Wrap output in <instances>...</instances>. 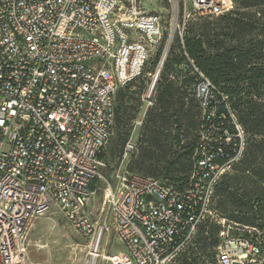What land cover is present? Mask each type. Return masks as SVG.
<instances>
[{"label": "built area", "instance_id": "1", "mask_svg": "<svg viewBox=\"0 0 264 264\" xmlns=\"http://www.w3.org/2000/svg\"><path fill=\"white\" fill-rule=\"evenodd\" d=\"M158 1L0 0V264H26V229L52 205L89 241L86 264H171L201 220L214 217L215 185L247 134L196 66L192 92L202 117L185 184L131 172L114 186L106 181L107 217L95 221L88 209L103 180L118 90L140 75L166 30L167 40L182 35L180 10L185 23L232 7V0H165L167 22ZM217 222L213 264H264V226ZM110 230L125 255L101 253Z\"/></svg>", "mask_w": 264, "mask_h": 264}, {"label": "trees", "instance_id": "2", "mask_svg": "<svg viewBox=\"0 0 264 264\" xmlns=\"http://www.w3.org/2000/svg\"><path fill=\"white\" fill-rule=\"evenodd\" d=\"M233 3L236 10L229 12L234 16L226 27L187 28L184 46L176 47L181 56L171 52L166 57L153 87L154 107L144 124L146 138L142 141L154 146L143 148L132 163L143 172L139 173L141 175L151 177L158 171L170 174L175 186L185 184L190 175L202 117L200 104L193 92L191 96L186 93L187 81L193 87L195 77L187 76L185 72L181 84L176 86L167 76L173 64L185 59L182 55L185 52L194 65L227 96L230 107L247 134L245 149L233 164L232 172L224 174L215 185L213 197L217 198L213 208L220 213L228 212V219L234 222L253 226L259 221L257 225L264 226V222L261 223L264 219V0H232ZM160 50L161 46L156 57ZM135 79L117 92L114 122L120 119L125 125L133 119L134 113L127 108L120 116L118 113L119 102L133 107V99H138L140 89H129ZM174 105L182 109L181 119L174 114ZM172 117L176 120H171ZM171 123L176 124V134L172 137L173 142L178 144L175 149L165 144L172 140L161 136L162 132L158 129L160 124L167 127ZM181 130L185 138L182 144L179 138ZM194 130L196 134L191 137ZM127 135L126 127L124 139ZM180 173L182 176H178ZM206 226L201 224L197 237L186 244L179 264H201V256H208L209 251L215 257L218 231L213 232L210 226Z\"/></svg>", "mask_w": 264, "mask_h": 264}, {"label": "rangeland", "instance_id": "3", "mask_svg": "<svg viewBox=\"0 0 264 264\" xmlns=\"http://www.w3.org/2000/svg\"><path fill=\"white\" fill-rule=\"evenodd\" d=\"M158 8L161 10L162 16L164 19L169 22L171 19L172 9L169 2L165 0L158 1ZM236 10V5L233 3L232 7L229 9L228 15L226 17H196L190 15L185 20V23H182L181 10L178 15V21L182 35L175 31L172 38L167 40V30L165 31L159 45L152 48L151 54L138 78H136L130 85L129 89L138 90L139 95L138 99H133L132 106H126V103L122 104L119 102V113L118 116L122 114L124 109H128L130 112L134 113L133 119L128 121L125 125L122 120H116L113 125L112 134L107 141L104 147V162L105 166L102 169V179H98L94 185V194L90 199L88 209L92 215V218L95 221H100L102 218L107 217V210L104 208V211H101L102 201L105 192L106 181L109 182L112 186L116 185L121 177L126 176L131 172L143 173L134 163L136 156L143 148L153 147L151 143L142 141L146 138L144 133V124L148 118V114L151 108L154 107V92L153 89L150 90L152 80L154 78L157 68L160 66V62L163 58V62L166 57L174 52L180 55L179 50L176 48L178 45L181 47L184 46V36L187 28L190 30L197 29L198 27H208V26H220L226 27L230 19L234 16L232 13ZM175 28V27H174ZM173 30V27H172ZM184 30V31H183ZM171 31L169 27V32ZM224 31V30H223ZM220 36L219 38H221ZM161 46V50L156 57L158 47ZM185 59L180 61L177 64H173L170 67V70L167 74L176 86L181 84V80L184 77V73L187 72V76L195 77V65L192 60L188 58L185 52L182 53ZM181 56V55H180ZM179 56V57H180ZM163 65V64H162ZM162 65L160 66L161 72ZM186 93H192V83L187 81ZM126 86V85H125ZM141 87V88H140ZM125 107V108H124ZM172 110H176L174 114L179 116L181 119L183 111L178 109L175 105L172 107ZM171 120H176L175 117H172ZM128 128V135L124 139V130ZM161 136H168L169 140H172L174 134H176V124L171 123L167 127L158 126ZM196 130L191 132V137H194ZM180 144L185 141L184 134L182 130L180 131ZM126 142L130 144L128 150L125 151ZM170 148H178V144L170 141L168 143ZM236 162V161H235ZM234 162V163H235ZM233 163V164H234ZM233 164L226 171V173L232 172ZM224 173V174H226ZM169 175H165L164 171H158L151 175V177L158 180L173 184V181ZM182 176V173L178 174ZM223 176V175H222ZM222 176L217 181V183L222 179ZM213 197L211 209L214 212V217H204L199 226L205 223L213 232L218 231L220 225L218 220L220 218L228 219V212L220 213L219 211L213 208L215 204V199ZM230 220V219H228ZM259 222V221H258ZM256 222L253 226H258ZM264 222V219L261 223ZM206 226V228H207ZM199 228V227H198ZM198 234V229L194 235L189 239L187 244H190ZM26 264H86L89 260V241L87 238L81 236L77 230L72 226V224L67 220L61 209L57 205H52L46 210L42 211L40 214L36 215L31 222L29 223L26 229ZM186 248V245L175 252L174 261L171 264H179L180 254ZM101 253L109 255L111 253H119L120 255H125L127 251L125 250L124 245L117 239L114 231L110 230L106 232L101 240L100 245ZM213 255L211 251L208 252V256H201V264H213ZM95 264H108L107 260L98 258Z\"/></svg>", "mask_w": 264, "mask_h": 264}, {"label": "water", "instance_id": "4", "mask_svg": "<svg viewBox=\"0 0 264 264\" xmlns=\"http://www.w3.org/2000/svg\"><path fill=\"white\" fill-rule=\"evenodd\" d=\"M157 74H158V72L155 74V76H154V78L152 80V83H151V86H150V90H152L153 87H154V84H155V81H156V78H157Z\"/></svg>", "mask_w": 264, "mask_h": 264}]
</instances>
